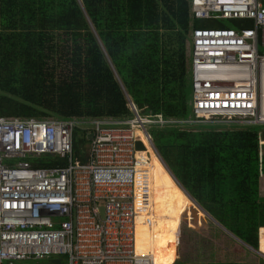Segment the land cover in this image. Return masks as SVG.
Returning a JSON list of instances; mask_svg holds the SVG:
<instances>
[{
	"label": "trees",
	"instance_id": "trees-1",
	"mask_svg": "<svg viewBox=\"0 0 264 264\" xmlns=\"http://www.w3.org/2000/svg\"><path fill=\"white\" fill-rule=\"evenodd\" d=\"M207 26L189 0H0V118L74 122L72 159L85 163L83 123L129 120L130 101L140 117L164 122L147 132L179 185L220 227L264 254V127L193 122L187 43L193 29ZM140 141L147 180L146 204L135 201L137 254L173 264L177 245L187 242L212 246L214 261L206 264H264L243 247L228 254L233 243L207 228L189 200L180 214V190ZM25 161L66 166L50 156ZM185 259L174 264H204Z\"/></svg>",
	"mask_w": 264,
	"mask_h": 264
},
{
	"label": "built area",
	"instance_id": "built-area-1",
	"mask_svg": "<svg viewBox=\"0 0 264 264\" xmlns=\"http://www.w3.org/2000/svg\"><path fill=\"white\" fill-rule=\"evenodd\" d=\"M189 2L208 23L191 36L193 122L264 127V0ZM128 107L129 120L83 123L85 163L72 159L74 122L0 118V264H153L135 252V201L146 204L147 180L135 143L152 147L146 127L164 122ZM45 156L66 166L25 161ZM49 256L60 260L40 261Z\"/></svg>",
	"mask_w": 264,
	"mask_h": 264
},
{
	"label": "rangeland",
	"instance_id": "rangeland-1",
	"mask_svg": "<svg viewBox=\"0 0 264 264\" xmlns=\"http://www.w3.org/2000/svg\"><path fill=\"white\" fill-rule=\"evenodd\" d=\"M227 23L228 22H219V24L222 27H226V28L229 27V25ZM190 43H191V40L188 41L187 45L189 46ZM77 128L79 130H81L82 126H78ZM146 130H148L147 127H146ZM77 135H78V138H80L81 133L78 132ZM261 144H263V143H261ZM85 148H86V150L88 149V144L85 146ZM85 148H84V150H85ZM86 150H85V154L87 153ZM19 161L21 163H23V160H17V162H19ZM186 199H187L186 197H182V203H181V205L179 207L180 214H181V209L185 205L184 200H186ZM186 201H188V200H186ZM203 216H204V218L206 220V225L205 226H207V228L212 227V229L214 231H218L220 234L223 235V237L225 239H228L229 241H231L230 243H233L232 248L230 250H228L229 252L227 251L228 254H230L233 250L235 251V249H237L238 247L240 248V243L238 241L234 240L229 234L225 233L214 222H212L210 219L206 218V216L204 214H203ZM182 236H183L184 241H188L189 240V234L187 233L186 229H184ZM258 236H259V234H258ZM225 239H223V240H225ZM179 241H180V238H179ZM211 247L212 246L206 247L205 245L204 246L192 245V244L189 245V244H187V242H185V245H179L177 247V253H178L177 256H178V258H176L175 262L180 258V256H182L183 260H188V259H185V258L186 257H190L191 260L197 261V262H200V263L204 262V264H206L208 261H214V259L212 258L213 255H211L213 253ZM222 255H224L223 251L220 252V254H219L218 262L222 261ZM56 260H60V258H56L55 256H49L48 258L41 259L40 261H56Z\"/></svg>",
	"mask_w": 264,
	"mask_h": 264
},
{
	"label": "water",
	"instance_id": "water-1",
	"mask_svg": "<svg viewBox=\"0 0 264 264\" xmlns=\"http://www.w3.org/2000/svg\"><path fill=\"white\" fill-rule=\"evenodd\" d=\"M130 102V101H129ZM131 103V102H130ZM132 104V103H131ZM133 105V104H132ZM260 137H261V140L264 141V130H261L260 132ZM91 138V134H88L86 136V139L89 140ZM152 144V143H151ZM152 147L153 149L155 150L153 144H152ZM135 149L137 150H141L143 149V146L140 144V142H136L135 143ZM156 152V150H155ZM156 154L158 155V153L156 152ZM158 158L160 159V161L162 162L163 166L165 167V169L168 171L169 175L171 176V178L173 179V181L177 184V186L181 189V191L188 197V199L190 200V202L193 204V206L197 209V210H200L205 216L206 218L210 219L212 222H214L218 227H220L207 213H205L201 207L187 194V192L179 185V183L175 180V178L172 176V174L170 173V171L167 169V167L165 166V164L163 163V161L161 160V158L159 157L158 155ZM101 212V210H100ZM225 233L229 234L227 231H225L222 227H220ZM259 233V232H258ZM230 235V234H229ZM234 240L238 241L236 238H234L232 235H230ZM240 243V248L238 249V251L241 250V247L245 248L246 250H249L259 256H262L264 257V255H262L258 250L257 251H254L252 250L251 248H249L247 245L243 244L242 242L238 241ZM178 247V245H177ZM178 255V253H177ZM178 258V256H177Z\"/></svg>",
	"mask_w": 264,
	"mask_h": 264
},
{
	"label": "bare ground",
	"instance_id": "bare-ground-1",
	"mask_svg": "<svg viewBox=\"0 0 264 264\" xmlns=\"http://www.w3.org/2000/svg\"><path fill=\"white\" fill-rule=\"evenodd\" d=\"M141 138H143V137H141ZM144 139V138H143ZM145 140V139H144ZM146 141V140H145ZM146 143L149 145V147L151 148V150L154 152V154L156 155V153H155V151L152 149V147L150 146V144L146 141ZM143 152H144V149H143ZM156 157L158 158V155H156ZM160 157V156H159ZM158 160L160 161V159L158 158ZM160 163L162 164V162L160 161ZM162 166H163V164H162ZM163 168L165 169V167L163 166ZM166 170V169H165ZM166 172L168 173V171L166 170ZM169 174V173H168ZM170 176V175H169ZM171 177V176H170ZM172 179V178H171ZM173 180V179H172ZM174 182V181H173ZM175 183V182H174ZM176 184V183H175ZM176 186H177V184H176ZM178 187V186H177ZM178 189L180 190V192H181V194H182V197H186L187 199L186 200H189L188 199V197L181 191V189L178 187ZM184 199V198H183ZM186 200H184V203H186L187 201ZM190 201V200H189ZM134 221H135V219H134ZM135 252H136V250H135ZM137 254V253H136ZM262 254V253H261ZM137 255H140V254H137ZM262 255H264V254H262ZM151 259H152V262H153V264H155V262H154V256H152V255H148Z\"/></svg>",
	"mask_w": 264,
	"mask_h": 264
},
{
	"label": "crops",
	"instance_id": "crops-1",
	"mask_svg": "<svg viewBox=\"0 0 264 264\" xmlns=\"http://www.w3.org/2000/svg\"><path fill=\"white\" fill-rule=\"evenodd\" d=\"M260 143H263L262 145H260ZM262 149H264V141H262L261 140V137L259 136V157L261 158V156H262V153H263V151H262ZM202 209V208H201ZM203 210V209H202ZM204 211V210H203ZM205 212V211H204ZM206 213V212H205ZM258 232H259V230H258ZM258 238H259V236H258ZM174 263H175V261H174ZM173 263V264H174Z\"/></svg>",
	"mask_w": 264,
	"mask_h": 264
},
{
	"label": "clouds",
	"instance_id": "clouds-1",
	"mask_svg": "<svg viewBox=\"0 0 264 264\" xmlns=\"http://www.w3.org/2000/svg\"><path fill=\"white\" fill-rule=\"evenodd\" d=\"M191 44V43H190ZM87 136V135H86ZM88 141V140H87ZM86 152H87V150H86Z\"/></svg>",
	"mask_w": 264,
	"mask_h": 264
}]
</instances>
